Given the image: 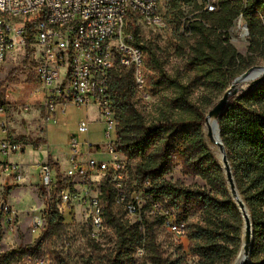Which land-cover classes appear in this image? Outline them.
<instances>
[{
  "label": "trees",
  "instance_id": "obj_1",
  "mask_svg": "<svg viewBox=\"0 0 264 264\" xmlns=\"http://www.w3.org/2000/svg\"><path fill=\"white\" fill-rule=\"evenodd\" d=\"M206 4L207 0H167L165 15L161 12L176 33L183 26L193 40L187 67L195 75L189 82L165 70L161 57L144 41L143 24L137 17L131 15L127 20L126 33L133 36L132 43L146 55L147 87L154 95L171 90L167 104L173 113L164 112L158 119L148 121L140 106L141 92L136 86L134 70L118 62L111 69L109 93L116 120V150L126 160L132 190H142L150 201L144 206L142 222L129 225L116 210V207L124 209L116 203L113 184L108 177L103 178L98 197L103 216L117 237L106 264H136L138 249L143 250L151 264H182L184 255L179 254L174 260L162 255L157 231L165 227V218L158 212L152 213L153 202L171 208L175 220L186 224L185 243L191 256L197 259L195 264H232L241 249L244 220L229 191L224 169L206 142L204 125L209 110L230 83L256 64L254 56L259 54L264 60V0H214V11H208ZM187 5H193L192 12L196 13L184 21L183 6ZM240 17L249 33L247 56L238 52L229 37ZM26 27L27 57H30L33 24ZM194 86L207 90L199 101L192 99ZM2 88L0 85V103L5 101ZM218 127L236 187L252 220L249 264H264V82L231 99L218 118ZM39 142L44 141L39 139ZM48 160L58 169L52 192L68 189L71 178H63L60 165L51 155ZM176 165L185 174L201 178L205 185L187 187L168 180L166 176ZM13 188L8 187L4 197ZM42 190L45 195V188ZM195 217L197 220L191 221ZM63 221L59 203L53 201L48 209V231L58 229ZM2 235L0 224V243ZM43 240L0 252V264L26 261L28 257L32 263ZM184 248L182 243L180 249Z\"/></svg>",
  "mask_w": 264,
  "mask_h": 264
},
{
  "label": "built area",
  "instance_id": "obj_2",
  "mask_svg": "<svg viewBox=\"0 0 264 264\" xmlns=\"http://www.w3.org/2000/svg\"><path fill=\"white\" fill-rule=\"evenodd\" d=\"M206 9L216 10L214 0H207ZM131 15L149 28L165 26L159 0H0V65L10 52L27 48L26 26L32 23L31 56L36 63L34 71L39 85L35 93L42 95L40 105L45 124L52 121L51 114H55L58 108L64 113L68 104L87 108L95 105L100 119L107 125L106 135L111 138V131L116 128L109 93L111 69L117 62L132 68L138 90L143 93L147 88L146 55L132 43L133 36L125 31ZM9 92L7 89V94ZM12 104L14 102L6 99L0 103V224L8 233L16 229V215L3 197L8 187L20 185L23 181L26 164L13 160V157L22 155L27 147L25 140L12 133ZM31 108V104H24L21 113H27ZM90 124L89 120L81 122L79 132L88 133ZM68 148L67 168L64 172L61 167L59 170L61 175L64 173L63 178L92 180L93 175L103 173L114 186L116 203L136 223H141L144 206L150 198L142 190H132L126 160L116 150L115 141H110L102 149L93 146L89 140L78 142L75 136H71ZM101 153L107 158L94 157ZM38 167L46 190L43 204L49 209L53 201H61L60 209L66 208L70 200L68 191L52 192L58 180V169L48 159ZM88 207L91 235L98 238L104 227L99 197H93ZM151 211L164 216L165 227L177 239L186 238V224L175 220L171 208L153 202ZM45 225L42 214L32 215L33 233ZM138 253L143 254V250L138 249ZM26 260L31 262L32 258ZM36 264L46 263L41 259Z\"/></svg>",
  "mask_w": 264,
  "mask_h": 264
},
{
  "label": "rangeland",
  "instance_id": "obj_3",
  "mask_svg": "<svg viewBox=\"0 0 264 264\" xmlns=\"http://www.w3.org/2000/svg\"><path fill=\"white\" fill-rule=\"evenodd\" d=\"M159 2L160 11L165 15L167 0H159ZM194 9L195 7L193 5L183 6V10L185 11L184 21L196 13L192 12ZM17 27H20V25H17ZM175 30V27L169 24L166 18L165 26L161 28L154 29L141 25V35L144 41L149 46H152L155 52L161 57L165 70L169 74L180 76L183 82H189L194 79L195 75L187 67L190 55L189 47L193 40L189 39L183 26L178 33ZM181 35H184V37L181 38ZM229 37L231 44L236 47L238 52L247 56L249 50V33L242 17L231 28ZM27 53V48H17L7 55L4 63L0 65V85H3L4 89H2L5 95L7 94V89L10 90L8 94V100L10 102L18 100V102L12 104L11 122H14L12 124H19L21 127H26L27 121L20 114L24 104H33L29 113H33L32 115L34 116L39 115V119L35 118L32 121L29 119L30 138L29 136H25L20 137V139H27V141L25 140L26 142L34 141L40 144V135H45L46 137L43 143L44 146L28 148L25 155L23 153L17 156L28 163L37 165L30 168V179L28 178L29 172L26 170L23 178L24 182L22 181L23 184L17 186V189L11 190L7 197H3L4 201L8 202L12 212L16 215V229L12 233H8L5 228L2 229L3 235L0 243V252L34 244L40 238L44 240L40 248L34 253V261L32 263L28 260H21L19 262L4 264H36L41 259H44L46 264H106L107 257L116 247L117 237L114 229L106 222L105 217L104 227L100 236L98 238L92 237L88 207L89 201L100 194V183L105 178L104 174L93 175L92 180L71 179V185L66 189L69 193L70 200L67 207L61 209L64 219L63 224L58 229L50 232L46 224L48 209L47 205L43 204L45 195L42 190L41 171L38 166L42 161L46 160V152L49 148L55 154L52 156L53 161L58 163L61 171L64 172L67 168V155L69 154L68 143L71 136H75L78 142L89 140L93 146H100L104 149L110 141L116 140V133L115 131H111V138L107 137V125L100 119L95 105L87 108L85 106H77L74 103L68 104L64 113H61L60 108H58L55 114H51L52 121L45 124L43 121L45 114L44 112L41 113L40 105L42 98L40 97V99L38 98L39 100H35L31 89V86H39L34 71L36 63L33 61L31 54L30 57H27ZM258 55L256 54L254 56L253 61L256 64L253 67L264 66V60ZM148 74H150V71H148ZM233 82L234 80L229 86ZM192 92L193 101H199L200 97L207 90L202 86H194L192 87ZM211 93L213 95L215 94V92ZM140 95V106H142L143 113L148 121L158 119L164 112H167V114L173 113L167 104V100L172 96L171 90L154 95L147 87L145 92ZM221 97L222 95L218 100ZM87 120L91 122L88 133L79 132V124ZM205 138L207 144H209L207 136ZM166 178L173 183L187 187L205 185V182L201 178L185 174L180 165H176ZM26 179H29V181H26ZM58 203L60 205L61 201ZM116 208V210L120 211L125 222L129 225L136 224L134 218L128 216L120 207ZM35 213L42 214L46 225L38 232L33 233L31 230V219ZM193 220H197V217L191 219V221ZM157 239L161 245L163 257L174 260L180 254L185 256L182 264H195L197 259L191 256L187 250L185 238L177 239L166 227H162L157 231ZM182 243L185 244L186 249H180ZM135 262L136 264H151L149 260L145 259L144 254L139 253H136Z\"/></svg>",
  "mask_w": 264,
  "mask_h": 264
},
{
  "label": "water",
  "instance_id": "obj_4",
  "mask_svg": "<svg viewBox=\"0 0 264 264\" xmlns=\"http://www.w3.org/2000/svg\"><path fill=\"white\" fill-rule=\"evenodd\" d=\"M255 69H263L262 75L248 82L246 87H239L237 83L238 80L242 78H246ZM263 82H264V66L251 67L250 69L242 73L239 77L235 78L231 86L227 88V90L223 93L222 97L209 110L208 114L206 115L205 122H207L209 119L215 120L218 131H219L218 118L221 115V113L225 111L231 99H234L242 94H245L253 90L254 88H256L258 85H260ZM208 136L210 137V140L212 143L217 144V141L213 140L210 132L208 133ZM219 139H220V142L218 143V145H219L220 152L222 154V160L220 163H221L222 168L224 169L231 196L233 200L235 201L236 205L238 206L242 214L243 220H244L242 246L232 264H236L241 253H243V260L241 264H249L250 263V253L252 249V235H253L252 220H251L250 212L236 187L232 168L230 165V161L228 159L227 150H226L225 145L222 142L220 131H219Z\"/></svg>",
  "mask_w": 264,
  "mask_h": 264
},
{
  "label": "crops",
  "instance_id": "obj_5",
  "mask_svg": "<svg viewBox=\"0 0 264 264\" xmlns=\"http://www.w3.org/2000/svg\"><path fill=\"white\" fill-rule=\"evenodd\" d=\"M38 87V86H37ZM31 89H32V95L33 96H35V100H37L38 98L40 99V97L42 98V95L41 94H36L35 93V89H36V87H32L31 86ZM11 98V97H10ZM5 99H6V101H8V94H6L5 95ZM38 99V100H39ZM12 100V99H11ZM42 100V99H41ZM13 101V100H12ZM14 103H16V102H18V100H14L13 101ZM33 105V104H32ZM40 110V109H39ZM22 111V110H21ZM30 112V111H29ZM29 112H27V113H20L21 114V116H23L24 118H25V120L27 121V124H26V127L24 128V126H19V124L17 125H14V124H11V129H12V133L14 134V136L16 137V138H18V139H20V137H27V136H29V138H30V133H29V129H30V127H29V119H30V121H32L33 119H35V118H38L39 119V115L38 116H34V115H32V114H30ZM12 123H14V122H12ZM30 125H32V124H30ZM17 127H18V129H17ZM32 127V126H31ZM16 130H15V129ZM34 129V128H33ZM41 137H39V138H41V139H43V141H44V139H45V135H40ZM24 140H26L27 141V139H24ZM28 140H30V139H28ZM27 143V147H26V150H25V152H24V155H25V153H26V151H27V149L28 148H33V147H35V148H37V146H38V148H39V146L41 147V146H44V142L42 143V142H40V144L39 143H35L34 141H32V142H26ZM69 144V143H68ZM68 152H69V148H68ZM47 154H46V160L48 159V157L51 155V156H54L55 154H53L50 150H49V148H48V150H47V152H46ZM17 156H20V155H17ZM17 156H14L13 157V160H16V161H20V162H22V163H24V164H26L25 165V170H27L28 172H29V176H28V178L30 179V168H33V165H36V164H32V163H28V162H26L25 160H23L22 158L20 159L19 157H17ZM94 157L95 158H101V159H105V158H107V155H105V153H101V154H95L94 155ZM45 160V161H46ZM43 162V161H42ZM28 168V169H27ZM29 179H26V181H29ZM24 182V181H23ZM23 182L20 184V185H17V186H21L22 184H23ZM17 186H14L15 188H13L12 190H14V189H17L16 187ZM11 191V190H10Z\"/></svg>",
  "mask_w": 264,
  "mask_h": 264
},
{
  "label": "bare ground",
  "instance_id": "obj_6",
  "mask_svg": "<svg viewBox=\"0 0 264 264\" xmlns=\"http://www.w3.org/2000/svg\"><path fill=\"white\" fill-rule=\"evenodd\" d=\"M262 73H263V69H255L246 78L239 79L237 83L239 87H246L248 82H250L253 79L258 78L259 76L262 75ZM209 132L211 133L213 140L217 141V144L211 142L210 137L208 136ZM204 134L205 136H207L208 142L210 144L209 146L210 149L215 153L216 157L221 162L222 154L220 152L219 145H218V143L220 142L219 131H218L215 120L209 119L207 122H205ZM242 260H243V253L240 254L236 264H241Z\"/></svg>",
  "mask_w": 264,
  "mask_h": 264
}]
</instances>
